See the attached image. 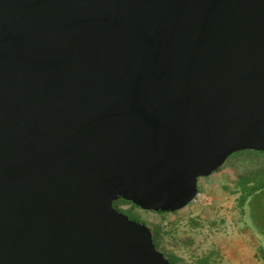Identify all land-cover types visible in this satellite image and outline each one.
Here are the masks:
<instances>
[{"label": "water", "instance_id": "water-1", "mask_svg": "<svg viewBox=\"0 0 264 264\" xmlns=\"http://www.w3.org/2000/svg\"><path fill=\"white\" fill-rule=\"evenodd\" d=\"M264 153V0H0V264H173L124 199L196 200Z\"/></svg>", "mask_w": 264, "mask_h": 264}, {"label": "rangeland", "instance_id": "rangeland-1", "mask_svg": "<svg viewBox=\"0 0 264 264\" xmlns=\"http://www.w3.org/2000/svg\"><path fill=\"white\" fill-rule=\"evenodd\" d=\"M198 184L196 200L176 212L117 204L156 233L176 264H264V153L238 151Z\"/></svg>", "mask_w": 264, "mask_h": 264}, {"label": "trees", "instance_id": "trees-1", "mask_svg": "<svg viewBox=\"0 0 264 264\" xmlns=\"http://www.w3.org/2000/svg\"><path fill=\"white\" fill-rule=\"evenodd\" d=\"M256 190H257V188H255V191H256ZM247 197H248L247 195H244V196H243V198H242V202H241L242 205H243V203H244V200H245ZM119 201L129 202V201H126V200H124V199H120ZM129 203H131V202H129ZM132 205H133L134 207H138V206L134 205L133 203H132ZM114 206H115L117 209L123 211L122 209H120V208L118 207L117 201L114 202ZM126 213L129 214L130 216H133L136 220L141 221L140 218H139V216H136V215H134V214H132V213H130V212H126ZM159 213H168V212H159ZM131 218H132V217H131ZM141 222H144V221H141ZM153 237H154V242H155V244H156V247L158 248L159 245H160V242L157 240V235H156V233H154V232H153ZM168 258H169V260H170L173 264H176V262H175L171 257H168Z\"/></svg>", "mask_w": 264, "mask_h": 264}]
</instances>
